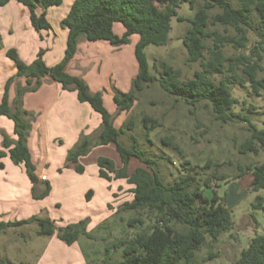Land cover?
Listing matches in <instances>:
<instances>
[{"label": "trees", "instance_id": "1", "mask_svg": "<svg viewBox=\"0 0 264 264\" xmlns=\"http://www.w3.org/2000/svg\"><path fill=\"white\" fill-rule=\"evenodd\" d=\"M11 1L26 9L30 26L36 32L51 29L46 11L59 7L63 2L0 0V7H5ZM232 1L238 6L235 7ZM183 3L188 4L190 10H194V0H73L68 13L60 22L67 34L63 57L57 64L46 66L43 60L44 50H39L30 64L24 63L15 49L11 48L5 52L6 57L14 63L16 74L5 83L0 103V118L5 117L13 123L15 139L10 141L3 135L2 149L7 151L14 165L24 167L30 183L35 184L38 181L26 146L29 120L34 119V115L22 108V98L26 93L36 92L42 80L49 78L58 83L62 90L75 92L77 101L88 104L101 120L99 131L94 135L95 139L81 135L75 147L68 151L64 168L67 169L69 164H73L74 171L82 174L84 168L79 165V158L86 156L91 147L113 144L121 167L117 169L112 160L98 157V177L108 182L124 180L132 186V200L124 203L120 210L146 211L154 215V222L147 233L112 244L113 251L121 250L122 254L116 264H196L193 261L194 254L205 244L206 238L215 243L222 234L232 230L233 222L230 209L225 208V204L221 203L216 194L211 198L204 196L203 189L209 188L210 178L198 179L187 171L172 182L164 183L157 170V161L161 157L150 156L145 149L139 147L132 135L129 145L120 142V136L131 131L132 125L127 123L120 128L114 127L113 117L104 106L102 94L90 93L87 83L81 77L71 76L65 70L77 52L80 39L88 42L103 41L118 48L127 45L131 36H138L133 49L137 72L131 81L130 92L122 93L116 90L113 94L117 114L128 112L133 107L137 94L150 84L157 83L164 93L181 100L191 108L205 103L213 118L220 123H247L250 137L241 144L240 154L257 155L259 149L264 148V129L258 130L247 118L232 113L237 101L231 95L230 81L222 79L215 83L213 80V77L224 73V67L228 63L230 73L234 74L235 69L241 67L247 78V82L240 78H234L233 81L240 87L247 83L256 95L264 94V78L257 77V73L263 70L259 65L263 58L258 53V46H264V0H204L202 8L195 11L192 19L187 20L189 28L183 39L187 62H199L201 70L195 72L192 79L184 81L181 80L178 69L163 63L157 77L149 71L144 50L150 45L162 47L168 44L171 20L174 18L176 22L184 21L177 13ZM39 9L42 11L38 12ZM212 9H218L220 12L210 21L208 12ZM252 13H255L258 21L257 47L251 49L249 55L226 57L223 54L225 46H230L235 51L247 47V33L252 28ZM209 23L230 28L234 35L209 33ZM116 26L123 30L121 35L116 33ZM207 40L211 42L210 46L206 45ZM261 49L264 53V48ZM18 79L24 80V86L15 83L14 100L12 105H9L8 89ZM142 127L145 135H148L156 127V123L148 120ZM5 155L0 151V158ZM132 160L139 165L129 173L127 168ZM246 173L252 176V191L264 190V161L258 165L238 167L235 180ZM49 192L50 186L46 184L44 191L39 195L33 193L32 198L44 199ZM90 194L91 192H88L87 197ZM263 201L260 198L252 208H261L264 212ZM86 223V220H81L56 229L54 222L49 218L32 217L23 221L0 222V233L9 228L36 224L38 236L54 235L60 242L71 246L77 242L80 235L91 239V234L86 232ZM175 224L185 226L186 231H177ZM109 261L110 256L105 255L103 264H110ZM0 264L7 263L0 261ZM231 264H264V235L251 238L246 248L240 252L239 258Z\"/></svg>", "mask_w": 264, "mask_h": 264}, {"label": "rangeland", "instance_id": "2", "mask_svg": "<svg viewBox=\"0 0 264 264\" xmlns=\"http://www.w3.org/2000/svg\"><path fill=\"white\" fill-rule=\"evenodd\" d=\"M194 1V10H190L186 3L181 4L177 9L178 16L184 18V21L176 22L174 18L171 20L169 42L166 46L150 45L145 48L144 53L152 75L158 77L163 63L178 69L181 73L180 78L184 81L192 79L194 73L201 70L199 62H187V52L183 45L184 36L189 28L187 20L192 19L195 11L202 8L204 3V0ZM72 2L73 0H63L59 7L47 9V20H50L53 27L63 29L57 21L66 16ZM232 4L238 6L235 1H232ZM219 12L218 9L210 10L209 20L211 21ZM8 20H14V34L7 32L11 24ZM25 20H28L27 11L16 2L0 7V53L14 47L15 50L19 49L24 57L31 54L36 42L32 40V35H27L26 32L22 36V25ZM251 24L252 28L247 33L249 40L247 47L235 51L230 46H225L223 54L226 57L249 55L250 50L257 47L258 21L255 13L251 14ZM207 31L225 36L234 35L232 29L211 23ZM137 41L138 36L133 35L127 45L116 49L112 46L109 48L106 42H103V45H94L93 42L80 39L78 47L80 51L88 50L95 62L102 63L98 68L100 71L98 75L101 77L105 74L109 76L113 74L110 66L120 63L125 66L124 76L119 83L113 78L108 87L101 86L96 92L102 94L104 106L113 117V125L120 128L130 123L133 127L131 131L120 136V142L129 145L132 142L130 137L132 135L139 147L145 149L150 156L161 157L157 161V170L164 183H170L177 176L188 171L198 179H211L209 188L203 189L207 198L216 194L221 203L225 204L228 187L232 183L238 185L237 195L246 193L229 207L233 222L232 230L222 234L215 243H211L206 238L205 244L195 252L193 258L196 264H231L239 258L240 252L246 248L251 238L255 235H264V212L261 208H252L260 198L264 200V190L250 189L252 176L249 173L235 180L238 167L258 165L264 161V148L259 149L257 155L240 154L241 144L250 137L247 123L240 121L220 123L213 118L205 103L191 108L181 100L164 93L157 83L150 84L138 93L133 107L128 112L117 114L112 95L116 90L122 93L130 92L131 81L136 74L133 49ZM205 43L207 46L211 44L209 40ZM258 48V53L263 58L259 61V65L263 70L257 73V77L264 78V53L261 49L264 46ZM82 74L84 75L83 72ZM234 78L247 82L241 67L235 69L232 74L228 71L227 63L224 73L213 77V80L215 83L222 79L229 80L231 95L237 101L232 113L247 118L256 129H264V94H254L247 83L244 87H240L236 81H233ZM20 82L18 79L12 85L15 87V83H23ZM51 82L44 79L41 86ZM93 92L91 88L90 93ZM148 120L154 121L156 127L145 135L142 125ZM33 122L34 119L29 120L30 129L26 143ZM85 137L95 139L94 136ZM75 145L69 148V144L57 138H50L49 145L46 148L42 147V152H37L38 155L34 154V159L31 161L34 175L37 177V173L44 174L48 181L46 183L37 181L35 184L28 181L32 194H41L48 184L49 195L44 199H33L31 202L29 199L25 200L23 195L17 197L14 195L13 200L0 191V213L10 212V215L14 213V218L13 216L9 218L14 221L28 220L32 217L49 218L54 222L56 229L86 220V232L91 234V239L80 235L76 243L67 246L54 235L38 236L36 224L9 228L0 233V261L7 264H103L105 255H109V263L116 264L122 254L121 250L113 251L112 244L120 240L128 241L137 234L149 231V227L154 222L153 214L146 211L120 210L124 203L131 202L132 186L124 180L107 182L97 176L98 156L102 155L110 159L113 155L115 157L114 145L97 146L98 149L91 147L87 155L80 158L79 165L84 168L82 174L64 168L67 153ZM138 165L135 160L131 161L127 171L133 172ZM1 169L3 168H0V171ZM0 178L6 179V176ZM17 185L18 189L24 191L25 187L22 183ZM88 192H91L89 197H87ZM174 228L177 231H186V227L180 224H175Z\"/></svg>", "mask_w": 264, "mask_h": 264}, {"label": "crops", "instance_id": "3", "mask_svg": "<svg viewBox=\"0 0 264 264\" xmlns=\"http://www.w3.org/2000/svg\"><path fill=\"white\" fill-rule=\"evenodd\" d=\"M13 2L14 1H11L6 6L12 5ZM10 21V28L7 32L9 34H14V20H8V23ZM48 21L50 23V20ZM60 22L61 20L57 21V23L59 24ZM50 25L51 29L49 31L36 32L30 26L29 20L24 21L22 25V36L26 32L27 35H32V40L36 42L35 47L32 48L30 52L31 54H28L26 57L22 56L19 49H16L19 57L24 63L30 64L36 58L37 52L39 50L45 51L43 60L48 67L54 66L61 60L65 48V39L67 32L64 29L61 30L59 27H53L51 23ZM115 30L119 35H121V33L123 32V30L119 26H116ZM93 43H95L94 45H103V41ZM108 46L109 48L111 47L110 45ZM12 48L14 49V47ZM7 50L8 49H5L2 51V53H0V103L2 100L6 81L9 78L14 77V75L16 74L14 63L5 55V52ZM101 66V62L97 63L95 62L94 58L90 57L88 50L80 51L79 47H77L75 56L68 63L65 70L71 76L81 77L87 83L89 91L91 88H93V93H95L99 88H101V86L108 87L113 78L116 80V82L119 83L121 77L124 76L125 73V66L123 67V65H121L120 63V65H113L109 67L112 69L113 74H111L110 76L105 74V76L101 77L98 75L100 72L98 68H100ZM82 72L84 73V75L82 74ZM127 76L129 78L131 77L129 75ZM45 79L51 81L49 78ZM20 81H23L21 85L24 86V80L19 79V82ZM14 91V85H11L8 89L9 105H12V102L14 100ZM22 108L27 112H31L35 116L34 122L31 126L30 135L26 143V146L30 153L31 161H33L34 159V154L38 155L42 152V147L46 148L49 145L50 138H57L61 142L69 144L70 148L71 146H74L76 144L78 138H80L81 135L94 136L97 134L100 128V116L95 113L88 104L79 103L77 101L75 92L64 91L58 83L53 81L48 85L43 84L36 92L24 94L22 98ZM114 127L116 126L114 125ZM3 135H5L10 141H14L15 139L13 135V123L5 117L0 118V151L6 154L0 161V164H2L3 168L1 169V171L3 172L0 171V177L3 178L6 176V179L0 178V191L6 194V196L12 197L13 200L14 195L15 197H17L18 195H23L25 200L29 199V201L32 202V193L30 191V186H28L29 180L26 176L24 167L22 165H14L10 161L7 155V151L2 149ZM110 145L111 144L104 147H108ZM99 147H95L94 149H98ZM37 152L39 153L37 154ZM98 157L105 156L100 155ZM116 157L117 155L115 157L113 155L111 159L108 157L106 158L112 160L115 164V167L118 169L121 167V164L118 160V157ZM79 161L80 158L78 160V163ZM67 169H72L74 171V165L69 164ZM42 176L46 178V180L43 182L40 180ZM37 179L42 183L48 181V178L44 174L37 173ZM18 183H22L24 185V191H22L20 188L18 189ZM13 214L11 213L10 215V212L0 213V222H15L14 219H9L12 216L14 218Z\"/></svg>", "mask_w": 264, "mask_h": 264}, {"label": "water", "instance_id": "4", "mask_svg": "<svg viewBox=\"0 0 264 264\" xmlns=\"http://www.w3.org/2000/svg\"><path fill=\"white\" fill-rule=\"evenodd\" d=\"M238 190V185L235 183H232L228 187V193H227V198H226V203H225V208H229L231 205H233L236 201L240 200L242 197L245 196V192H242L241 194H236Z\"/></svg>", "mask_w": 264, "mask_h": 264}, {"label": "built area", "instance_id": "5", "mask_svg": "<svg viewBox=\"0 0 264 264\" xmlns=\"http://www.w3.org/2000/svg\"><path fill=\"white\" fill-rule=\"evenodd\" d=\"M40 180L43 182L46 180V178L44 176H42Z\"/></svg>", "mask_w": 264, "mask_h": 264}]
</instances>
